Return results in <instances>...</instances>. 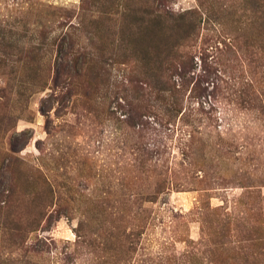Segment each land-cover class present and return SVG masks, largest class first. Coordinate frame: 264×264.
I'll list each match as a JSON object with an SVG mask.
<instances>
[{"label": "rangeland", "instance_id": "1", "mask_svg": "<svg viewBox=\"0 0 264 264\" xmlns=\"http://www.w3.org/2000/svg\"><path fill=\"white\" fill-rule=\"evenodd\" d=\"M0 264H264V0H0Z\"/></svg>", "mask_w": 264, "mask_h": 264}, {"label": "trees", "instance_id": "2", "mask_svg": "<svg viewBox=\"0 0 264 264\" xmlns=\"http://www.w3.org/2000/svg\"><path fill=\"white\" fill-rule=\"evenodd\" d=\"M170 12V11H169ZM195 21L187 18L183 13L174 15L166 13L165 16L156 14L153 16L152 23V38L153 44L149 49L151 51L153 60L147 61L146 72L152 77V85L158 92H165L171 99L168 102H164L163 110L166 112L170 111L171 114L177 108L176 97L174 96L178 89H181L183 85L182 76L185 73L182 64L176 61V58L180 56L178 47L181 45V41L188 38L195 30ZM152 41V40H151ZM145 53V50H142ZM167 61V65L165 63ZM179 72H176L179 70ZM172 72H176V77L173 76ZM177 78V80H176ZM157 96L154 97V99ZM163 97H160L162 99ZM129 120V118H128ZM137 124H142L141 118L136 116L133 120ZM18 141L13 139L9 144L11 151L15 150L18 145ZM161 186V181L155 184L156 189ZM154 197L148 195V200H153Z\"/></svg>", "mask_w": 264, "mask_h": 264}]
</instances>
